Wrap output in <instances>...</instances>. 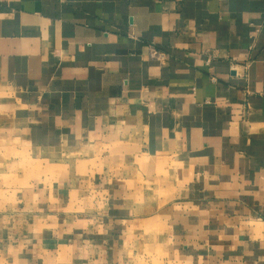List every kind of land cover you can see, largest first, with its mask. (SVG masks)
<instances>
[{"label": "crops", "instance_id": "0c3cea01", "mask_svg": "<svg viewBox=\"0 0 264 264\" xmlns=\"http://www.w3.org/2000/svg\"><path fill=\"white\" fill-rule=\"evenodd\" d=\"M2 175L0 264H264V0H0Z\"/></svg>", "mask_w": 264, "mask_h": 264}, {"label": "rangeland", "instance_id": "374dc122", "mask_svg": "<svg viewBox=\"0 0 264 264\" xmlns=\"http://www.w3.org/2000/svg\"><path fill=\"white\" fill-rule=\"evenodd\" d=\"M5 184L6 186L9 187V183L11 184H14V181H13V176H4L2 175L0 177V184ZM12 198V196H9ZM3 199H7V195H5V191L4 192H0V201L3 200Z\"/></svg>", "mask_w": 264, "mask_h": 264}, {"label": "built area", "instance_id": "2783aa9c", "mask_svg": "<svg viewBox=\"0 0 264 264\" xmlns=\"http://www.w3.org/2000/svg\"><path fill=\"white\" fill-rule=\"evenodd\" d=\"M149 54L153 58H162V57H164V53L161 50H159L157 47H155V46H151L150 47Z\"/></svg>", "mask_w": 264, "mask_h": 264}]
</instances>
